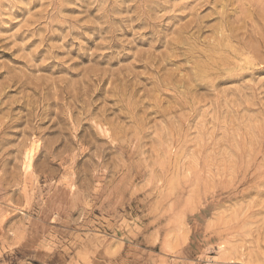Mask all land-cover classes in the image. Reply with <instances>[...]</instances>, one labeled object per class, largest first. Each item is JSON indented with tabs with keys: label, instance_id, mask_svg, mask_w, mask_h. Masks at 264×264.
<instances>
[{
	"label": "rangeland",
	"instance_id": "rangeland-1",
	"mask_svg": "<svg viewBox=\"0 0 264 264\" xmlns=\"http://www.w3.org/2000/svg\"><path fill=\"white\" fill-rule=\"evenodd\" d=\"M0 264H264V0H0Z\"/></svg>",
	"mask_w": 264,
	"mask_h": 264
}]
</instances>
